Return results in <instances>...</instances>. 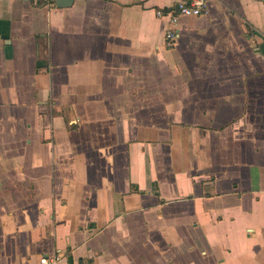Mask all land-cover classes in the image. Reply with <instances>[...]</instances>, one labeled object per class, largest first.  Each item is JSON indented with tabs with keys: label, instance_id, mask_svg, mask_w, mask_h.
Returning <instances> with one entry per match:
<instances>
[{
	"label": "crops",
	"instance_id": "0c3cea01",
	"mask_svg": "<svg viewBox=\"0 0 264 264\" xmlns=\"http://www.w3.org/2000/svg\"><path fill=\"white\" fill-rule=\"evenodd\" d=\"M177 2L0 0V264H264V0Z\"/></svg>",
	"mask_w": 264,
	"mask_h": 264
},
{
	"label": "built area",
	"instance_id": "2783aa9c",
	"mask_svg": "<svg viewBox=\"0 0 264 264\" xmlns=\"http://www.w3.org/2000/svg\"><path fill=\"white\" fill-rule=\"evenodd\" d=\"M211 0H178L176 6L168 11L157 10L156 14L166 17L168 26L165 33V42L167 47L174 45L177 35V23L180 16H197L207 11V3ZM39 264H95L90 258H84L80 261L68 262L62 252L41 255Z\"/></svg>",
	"mask_w": 264,
	"mask_h": 264
},
{
	"label": "water",
	"instance_id": "95a60500",
	"mask_svg": "<svg viewBox=\"0 0 264 264\" xmlns=\"http://www.w3.org/2000/svg\"><path fill=\"white\" fill-rule=\"evenodd\" d=\"M72 0H56V6L57 7H64L70 5ZM69 261L71 262V258H69Z\"/></svg>",
	"mask_w": 264,
	"mask_h": 264
},
{
	"label": "trees",
	"instance_id": "16d2710c",
	"mask_svg": "<svg viewBox=\"0 0 264 264\" xmlns=\"http://www.w3.org/2000/svg\"><path fill=\"white\" fill-rule=\"evenodd\" d=\"M162 10L165 12V11H167L168 9H167V8H164V9H162Z\"/></svg>",
	"mask_w": 264,
	"mask_h": 264
}]
</instances>
